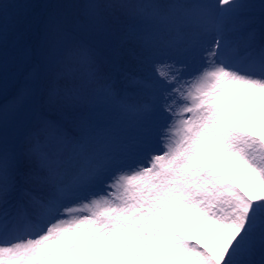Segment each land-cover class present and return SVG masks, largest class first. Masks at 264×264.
Instances as JSON below:
<instances>
[{
  "label": "snow or ice",
  "instance_id": "6c2138e0",
  "mask_svg": "<svg viewBox=\"0 0 264 264\" xmlns=\"http://www.w3.org/2000/svg\"><path fill=\"white\" fill-rule=\"evenodd\" d=\"M260 105L264 0H0V264H264Z\"/></svg>",
  "mask_w": 264,
  "mask_h": 264
},
{
  "label": "bare ground",
  "instance_id": "6f19581e",
  "mask_svg": "<svg viewBox=\"0 0 264 264\" xmlns=\"http://www.w3.org/2000/svg\"><path fill=\"white\" fill-rule=\"evenodd\" d=\"M251 104V99H249L247 102H246V106L247 105H250ZM259 107H264V105H260Z\"/></svg>",
  "mask_w": 264,
  "mask_h": 264
}]
</instances>
